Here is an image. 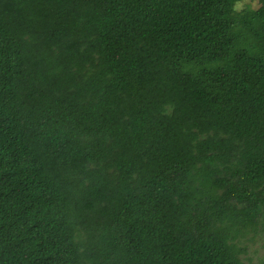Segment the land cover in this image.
I'll return each mask as SVG.
<instances>
[{"label": "trees", "instance_id": "1", "mask_svg": "<svg viewBox=\"0 0 264 264\" xmlns=\"http://www.w3.org/2000/svg\"><path fill=\"white\" fill-rule=\"evenodd\" d=\"M0 0V264H254L264 0Z\"/></svg>", "mask_w": 264, "mask_h": 264}, {"label": "rangeland", "instance_id": "2", "mask_svg": "<svg viewBox=\"0 0 264 264\" xmlns=\"http://www.w3.org/2000/svg\"><path fill=\"white\" fill-rule=\"evenodd\" d=\"M261 5L259 0H240L236 4L238 10L246 8L256 9ZM246 246L245 256L252 260L254 264H264V224L257 232L250 233L243 241Z\"/></svg>", "mask_w": 264, "mask_h": 264}]
</instances>
